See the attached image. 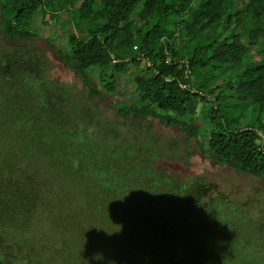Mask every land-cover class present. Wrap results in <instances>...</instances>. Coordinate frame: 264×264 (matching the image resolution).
Here are the masks:
<instances>
[{
  "label": "trees",
  "instance_id": "1",
  "mask_svg": "<svg viewBox=\"0 0 264 264\" xmlns=\"http://www.w3.org/2000/svg\"><path fill=\"white\" fill-rule=\"evenodd\" d=\"M38 16L70 29L54 49L93 96H116L134 70L120 116L179 127L211 161L264 180V0H0L3 250L33 241L50 264H264V212L228 210L220 184L168 174L145 143L143 158L118 151V131L88 136L95 112L36 77Z\"/></svg>",
  "mask_w": 264,
  "mask_h": 264
},
{
  "label": "rangeland",
  "instance_id": "2",
  "mask_svg": "<svg viewBox=\"0 0 264 264\" xmlns=\"http://www.w3.org/2000/svg\"><path fill=\"white\" fill-rule=\"evenodd\" d=\"M44 21L50 23L49 27L44 25ZM35 29L39 30L40 38L27 42L26 46L32 50L33 55L38 56L36 61L39 67L36 69V77L38 75L47 82L57 80L71 92L74 97L72 99L74 105L85 107L86 110L92 109L95 112L97 120L86 132L88 136H94L98 140L97 145L104 144L102 139L107 141L111 132L118 131L122 135V139L116 141L115 144L118 151H124L133 144L135 145L133 146V152H137L143 158L141 153L144 151V146L141 143H145L149 145V150L153 151L154 149L161 158H170L166 160L168 163L164 166V168H167L168 174L181 177L186 180V183L192 180H207L220 184V190L230 203L226 204L228 210L234 212L237 207L248 216L255 217L264 212L263 179L240 173L228 165L224 166L211 161L201 152L197 140L192 139L189 141L186 134L179 127H166L154 118L135 121L131 117L120 116L119 102L128 101V93L126 94V92L132 89L131 75L133 69L127 72V77L119 94L113 96L105 93L98 97L93 96L89 88L85 86L84 81L74 71L66 67L60 54L54 49L71 35L70 29L53 24L49 16L45 18L38 16ZM72 29L78 33L76 28L72 27ZM100 81V78H95L92 81L99 90L102 89L99 85L101 84ZM195 124L199 127L203 125L201 121H196ZM139 143L140 147L137 146ZM46 198L44 204L53 205L62 198V195L56 197L47 195ZM51 201L52 203H50ZM230 205H233V207ZM47 217L50 218L47 212L41 218L38 217L37 221L40 224L35 225L33 231L36 238L43 237L44 235L41 234L47 231L45 228L49 222ZM35 237L32 235L31 238L34 239ZM3 243V239H0V251L3 253L0 257L3 264H50L55 260L53 255L45 249H42L40 253H36L35 249H31L33 241H29L24 246L30 247L29 253L26 252L27 248L24 247L4 251V247L1 246ZM41 258H43L42 261Z\"/></svg>",
  "mask_w": 264,
  "mask_h": 264
}]
</instances>
